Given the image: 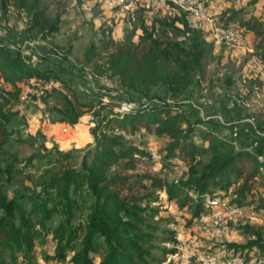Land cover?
Returning a JSON list of instances; mask_svg holds the SVG:
<instances>
[{
	"label": "trees",
	"instance_id": "1",
	"mask_svg": "<svg viewBox=\"0 0 264 264\" xmlns=\"http://www.w3.org/2000/svg\"><path fill=\"white\" fill-rule=\"evenodd\" d=\"M227 4L216 11L219 25L234 31L237 41L251 35L252 56L264 65V0ZM65 7V0H0L3 14L12 10L29 19L23 45L51 64L34 65L22 47L0 41V264H162L156 254L174 251L157 244H174L176 238L159 226L168 224L161 208L172 204L178 216L188 215L189 225L213 214L215 199L244 209L256 203L252 194L258 191L256 208L264 210V163L258 159L264 139L256 136L255 151L237 147L184 102L215 50L206 27L170 3L146 7L139 0L122 20L109 19V27L81 20L91 38L80 59L70 61L76 32L65 45L64 36L58 39ZM120 23L124 28L115 39L113 27ZM42 49L48 53L39 54ZM60 71L89 86L113 81L114 91L133 108L116 113L101 97L84 101ZM242 76L236 100L248 101L262 92L264 81L257 73ZM30 80L39 91L51 82L64 89L53 88L43 98L49 123L74 127L92 112L85 148L63 152L46 147L41 132L26 133L21 86ZM235 81L230 74L222 79L229 98ZM250 116L264 134V106ZM152 138L161 144L156 159ZM19 145L33 152L20 158L13 151ZM76 152L82 153L78 162ZM178 164L181 175L168 178ZM243 230L245 243H227L231 258L264 261V232Z\"/></svg>",
	"mask_w": 264,
	"mask_h": 264
},
{
	"label": "rangeland",
	"instance_id": "2",
	"mask_svg": "<svg viewBox=\"0 0 264 264\" xmlns=\"http://www.w3.org/2000/svg\"><path fill=\"white\" fill-rule=\"evenodd\" d=\"M78 1L84 4L82 10L80 9L81 7L78 6ZM121 1L122 0H65V16L67 20L66 25L62 26L61 32L65 40H62L61 36H58V39L62 40L61 45H65L64 41L71 38L72 33L76 32L77 36L73 39V51L72 55H70V61L80 59L84 47L91 38L88 25L82 26L81 19H94L97 22L95 24L96 26L101 25L109 27L111 24L113 25L114 21L108 22V20L113 16H115L118 21L122 20L121 13H117ZM209 1H211L212 5L215 7V11H219L221 8L228 5V0ZM246 3L247 0H243L241 5H245ZM258 13H260V10L257 11V14ZM28 25L29 19L25 16L22 15L19 17L12 10H9L7 14H3L0 11V41L8 43L10 46L22 47L24 56L32 64L39 63L44 66H50L51 64L49 62H38L33 51L27 48L28 46L26 47L23 45L24 32ZM113 28L117 30H114L113 37L118 39L121 35V28H124V26L120 23L118 27ZM44 44L40 43V45ZM30 45H36V43ZM252 46L253 37L251 35L241 36L234 45H216L213 55L206 60L204 73L198 81L196 88L192 93L184 97V102L193 108V112L190 111V113H195L204 119V121L216 123V126H212L210 129L218 132L222 137L231 139L237 147L244 146V143L254 144L256 142L254 128L252 129V127L248 126L247 120L249 115L257 113L264 106V88L262 92L253 94L251 96L252 98L248 101L236 100L239 93L238 90H240L242 86L241 78L243 77L242 73L244 71L248 74L257 73L264 81L263 67L253 58ZM38 53L46 55L48 52L42 49ZM243 63L244 66H241ZM239 67L241 68L240 70L238 69ZM229 74L232 75L234 79L236 78L235 88H232V90L228 92V95L233 96L235 99L229 98L227 94H225L222 86L223 77ZM33 83L34 82L28 85L30 93L26 96L23 95L25 98L20 107L26 115L33 114L39 109H46L43 98L51 91V89L39 91L37 89L38 87ZM22 89L25 92L27 88L24 86ZM54 89L57 90L56 88ZM115 89L116 85L113 81H99L95 83V86H89L86 82H82L79 90L80 98H87L93 102H98L99 97H101L102 103L104 105H111L116 113L128 111V104L122 101L121 96L117 95L114 91ZM109 95L118 97L109 100ZM39 102L44 105V108ZM84 122L85 119L82 123L86 124V122ZM206 128L207 126L204 125L198 127L200 130H205ZM61 133H64V136L61 137L60 135L57 136L55 133H48L46 138L44 135L45 146L48 148L56 146L61 151L67 152L71 150H81L87 145V134L82 131L76 132L78 135L73 137L70 141V138L65 136L63 130H61ZM154 142V138L149 141L152 151L155 152L161 147V144H156ZM253 147L254 145L251 146V148ZM13 151H15L20 158L26 157L33 152L27 145L15 146ZM74 155L76 157V162H78L82 153L76 152ZM39 166L40 165H38V167ZM180 167L181 166L178 164L175 168L170 169V171H168V178L180 176ZM32 170L30 171L34 172ZM252 196L256 199V203L251 207L241 209L240 214L228 220L224 229L222 226L213 223L212 213L206 214L199 221H193L192 224L188 225L186 221L188 215L184 217L178 216L172 204L161 208L160 215L168 220V224H159V226L173 232L176 242L174 244L158 243L157 245L159 248L173 250L174 252L164 256L156 254V256L161 258L162 264H224L227 259L232 257L231 252L227 250V243L246 242L247 235L244 233V226L257 228L264 232V210H258L256 208L259 197L258 191L253 192ZM216 210L217 209H215V211ZM225 219L226 217H223V220ZM201 220L205 221V229L198 230V224ZM161 237L164 238L165 236ZM177 244H180L182 249L181 251L175 252L174 247Z\"/></svg>",
	"mask_w": 264,
	"mask_h": 264
},
{
	"label": "built area",
	"instance_id": "3",
	"mask_svg": "<svg viewBox=\"0 0 264 264\" xmlns=\"http://www.w3.org/2000/svg\"><path fill=\"white\" fill-rule=\"evenodd\" d=\"M136 1L139 0H122L121 5L118 6L117 13H121V17L128 15L129 12H131L134 7ZM143 1V0H140ZM234 6H240L243 3V0H231ZM145 6L148 7L151 3L158 4V5H164L166 3H170L181 10L185 11L189 17L190 20L197 21L201 24H203L206 27V30L208 32L209 38L213 41L215 45L223 44V45H234L237 42L235 32L231 29H225L219 25V18L217 16V13L215 11V7L212 5L211 1L209 0H144ZM263 71H264V66ZM29 83L23 84L21 87L24 86L27 88L26 91L22 92L23 95H27L30 93V89L28 88ZM56 83H47L43 85V90H50L53 88H56ZM23 90V89H22ZM25 96H23L25 98ZM128 110L133 108L132 104L127 105ZM256 146V143L253 144ZM152 157L156 159L155 152H152ZM258 159L264 163V155L259 156ZM212 206L217 209L213 213V223L215 225L222 226L223 229L225 228L226 223L228 220H230L232 217H235L236 215L241 213L240 208H227L224 204L218 205V200L215 199L210 202ZM223 217H226L225 220H223ZM205 229V221L201 220L198 224V230ZM212 230V229H211ZM176 251H181L182 247L181 245L177 244L175 247ZM39 264H42L41 261H38ZM264 261L261 258L258 257H251L249 259H245L242 257L238 258H229L225 261L224 264H263Z\"/></svg>",
	"mask_w": 264,
	"mask_h": 264
},
{
	"label": "crops",
	"instance_id": "4",
	"mask_svg": "<svg viewBox=\"0 0 264 264\" xmlns=\"http://www.w3.org/2000/svg\"><path fill=\"white\" fill-rule=\"evenodd\" d=\"M83 5L82 3L79 4V6L81 7L80 9L82 10L83 9ZM79 18V17H78ZM81 20H86V21H90L94 24H96L97 22L93 19V20H89V19H81ZM90 28V26H88ZM116 31V28L114 29L113 28V31ZM78 31V29H77ZM62 32V31H61ZM61 34V33H60ZM59 36L63 37L62 34ZM43 61V60H42ZM41 60H38V62H42ZM45 62V61H43ZM34 65H41L39 63H36ZM43 67H48V66H44V65H41ZM60 74H64V72L60 71ZM66 75V74H65ZM65 75L63 77H65ZM68 82L73 85L77 92H78V96L80 97V85L82 84V82L80 81H77L75 80L74 78H71V77H68L66 76L65 77ZM32 82H34L33 80H30L28 83L29 84H32ZM33 84H36L35 82ZM56 89L60 92H64V89L63 87L57 85ZM84 101H87V102H93L91 100H88L87 98H83ZM35 103V102H34ZM40 103V102H39ZM42 105V107L44 108V105L42 103H40ZM40 105V106H41ZM39 108V107H38ZM23 111V110H22ZM24 112V111H23ZM85 119V122L86 124H83L82 121ZM84 122V123H85ZM247 123H248V126L249 127H252V129L254 128V132L256 133V136L257 137H260L262 139H264V134L261 133L253 119H251V116L249 115L248 116V120H247ZM91 124H92V112H88V113H85L80 119H79V122L77 125L74 126V128L68 126V125H65V124H59V123H54V124H51L49 123V121L46 119V114H45V109H39L37 110L36 112H34L33 114H28V121H27V128H26V133L29 134V135H35L36 132H41L43 135L48 136V133H55L57 134V136H64L62 133H61V130H63L65 132V136L67 138H70V140H72L73 137H76V135H78L76 132H84L87 134V143H90L91 139H90V136H89V128L91 127ZM81 128V129H80ZM256 136H255V140H256ZM47 138V137H46ZM256 143V146H254L253 148H251V146H253V144H249V143H244V148L248 149V150H251V151H255L257 149V141L255 142ZM250 147V148H249ZM60 150V149H59ZM264 155V148L262 149V152L259 153V155Z\"/></svg>",
	"mask_w": 264,
	"mask_h": 264
}]
</instances>
